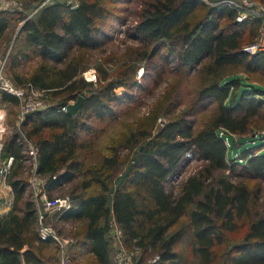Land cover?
I'll list each match as a JSON object with an SVG mask.
<instances>
[{
  "label": "trees",
  "instance_id": "trees-1",
  "mask_svg": "<svg viewBox=\"0 0 264 264\" xmlns=\"http://www.w3.org/2000/svg\"><path fill=\"white\" fill-rule=\"evenodd\" d=\"M125 1L37 0L30 14L0 9V38L23 22L7 56L9 75L57 100L26 116L6 139L4 155H14L19 166L28 141H33L39 148L38 172L48 176L49 190L75 182L74 206L58 217L79 225L72 264H115L109 237L112 217L128 246L159 252L154 264H264V212L254 211L258 192L243 179L264 178V151L253 146L242 149L240 157L234 154L249 134L257 133L255 119L264 111V88L240 76L264 73V53L244 50L258 37L263 18L253 15L239 22L234 6L213 0H143L131 30L134 38L151 46L139 53L142 59L160 56L168 63L174 58L179 69L199 71L197 102L212 106L213 115L199 128L186 116L171 117L155 136L154 121L151 127H129L100 161L88 163L81 152L97 144L105 123L118 119L119 106L136 102L133 93L122 97L117 89L143 88L136 79V52L134 62L115 74L99 66L96 82L84 77L85 51L100 48L108 30L123 20ZM34 59L35 65L26 69ZM84 91L77 115L63 109ZM2 98L14 105L19 101L5 92ZM140 143L144 147L137 160L114 188L123 166L119 147ZM190 152L205 165L175 190L169 183L181 173ZM17 171L11 179L14 206L0 217V264H59L50 253L56 243L39 235L37 205L28 195V181ZM233 174L242 179H233ZM243 223L247 229L242 240L228 249L229 235ZM185 241L190 251L183 249ZM82 253L91 257L79 262Z\"/></svg>",
  "mask_w": 264,
  "mask_h": 264
},
{
  "label": "rangeland",
  "instance_id": "rangeland-1",
  "mask_svg": "<svg viewBox=\"0 0 264 264\" xmlns=\"http://www.w3.org/2000/svg\"><path fill=\"white\" fill-rule=\"evenodd\" d=\"M65 1L76 3L78 0ZM206 1L212 3V0ZM142 4L143 0H126L122 4L123 20L116 23L113 29L108 30L109 35L103 39V44L100 48L85 51V60L87 63L86 71L95 70V72L98 73V67L104 66L113 74L125 63L134 62L132 59L135 57L134 52H136L138 55V60L135 64L137 66L136 79L138 83L143 86V88L135 87L129 89L127 87H120L117 89V93L122 97L126 93H133L136 102H131L129 103L130 105H124L122 107L119 106L118 112L120 115L118 119L113 122L105 123V129L101 133L97 144L93 148L81 152L88 163L100 161L103 154L108 153L109 145L117 143L122 139L129 127L137 128L141 125L151 127V123L154 121L151 127V134L155 136L171 117L186 116L188 119L194 120L196 127L199 128L207 124L213 115L214 110L212 106L205 107L200 101L197 102V90L202 85V76L199 71L187 69L185 67L179 69L178 62L174 60V58L170 59L168 63H164V60L160 56H155L151 61L142 59L143 57L139 53L144 51L145 48L151 49V46L147 48V46L134 38L131 34L132 27L139 19V10ZM35 5H37V0H3L0 9L24 10V13L30 14L36 9ZM22 24L23 22L16 23L10 34L0 38V61L11 52ZM247 45L248 44L245 46ZM16 49L17 47L15 50ZM33 65H35V59L29 62L25 68L27 69ZM229 71L240 72L242 70L239 68H231ZM7 74L9 75L8 71ZM240 76H243L247 83L264 88V73L241 72ZM97 87L98 84H96L95 88ZM46 99L50 106L57 101L51 99V95H48ZM74 101L75 100H71L70 102ZM7 106L10 131L6 139L21 127V124L18 122L19 105L7 102ZM255 120V123L260 126V128L257 130V133L249 134V136L242 141L241 149L234 151L235 157H240L242 149L253 146L262 148V151H264V111L256 117ZM236 138L239 139L240 136H236ZM31 142L35 144V142ZM143 147L144 145L142 143L133 148L119 147L123 166L114 180V188L120 184L128 167L137 160L140 149L142 150ZM188 157L189 159L185 162L181 173L174 176L169 183L175 190L180 188L181 184L188 176L199 172L205 165L203 159L193 155L191 152L188 153ZM16 171L19 177L28 181V195L35 201L38 213H40L39 210L42 209L45 215L43 220L39 222V227L41 225H46L53 229V236L49 238H51L56 245L51 249L50 253L55 255L59 260V264H62L65 258L71 259L73 263L74 258L71 248L78 242L74 236V232L79 225L77 226L75 222L59 221L58 217L63 213L61 211H45L43 208V197L54 198L67 195L72 196L71 193L75 189V182L66 183L61 187L49 190L46 187L48 176L41 175L35 170V161L28 154L25 155V159L19 166H14L11 176L9 177L10 181ZM221 173V171H216L215 175H221ZM227 173H230V171H227ZM232 178L242 179V177L236 176V174H233ZM243 179L254 191L258 192L254 204V211L263 213L264 178L254 179L243 177ZM110 226L109 237L111 239L112 255L115 264H154L159 260V252L153 248L144 251L138 246H128L125 243V234L114 217L110 220ZM246 229L247 224L243 223L238 231L231 233L228 237L229 242L226 247L229 249L235 242L242 240ZM56 237H58V239ZM183 249L185 251H190V246L187 241L183 244ZM50 253L48 252L47 255H50ZM89 257L91 256L82 253L77 260L79 262H84Z\"/></svg>",
  "mask_w": 264,
  "mask_h": 264
},
{
  "label": "built area",
  "instance_id": "built-area-1",
  "mask_svg": "<svg viewBox=\"0 0 264 264\" xmlns=\"http://www.w3.org/2000/svg\"><path fill=\"white\" fill-rule=\"evenodd\" d=\"M216 3H224L234 6L237 10V20L242 22L248 17L258 15L263 18L260 31L256 40L244 47V50L256 54L264 53V2L260 0H213ZM3 0H0L2 6ZM7 56L0 61V205H5L12 209L15 201V193L10 181L11 173L16 165L14 155L5 156L4 147L6 137L10 131L9 112L7 102L3 100V92L15 96L19 101L18 122L21 124L29 114L47 109L50 105L47 101L48 92L44 89H38L33 84L27 83L20 85L16 83L6 71ZM87 81L96 82L97 73L95 70H88L84 73ZM67 106L63 109L66 110ZM26 154L30 155L35 161V170L38 172V145L28 141L25 148ZM39 173V172H38ZM40 174V173H39ZM56 178V176H54ZM74 206V198L70 195L63 197L47 198L43 197V208L45 211L65 212ZM39 222L45 217L42 209L39 210ZM39 235L42 239H48L53 236V229L41 225ZM58 239V237H56ZM62 264H72L71 259L65 258Z\"/></svg>",
  "mask_w": 264,
  "mask_h": 264
},
{
  "label": "water",
  "instance_id": "water-1",
  "mask_svg": "<svg viewBox=\"0 0 264 264\" xmlns=\"http://www.w3.org/2000/svg\"><path fill=\"white\" fill-rule=\"evenodd\" d=\"M85 97L86 91L82 92L74 102L68 103L66 111L74 116L77 115L78 111L82 107Z\"/></svg>",
  "mask_w": 264,
  "mask_h": 264
},
{
  "label": "crops",
  "instance_id": "crops-1",
  "mask_svg": "<svg viewBox=\"0 0 264 264\" xmlns=\"http://www.w3.org/2000/svg\"><path fill=\"white\" fill-rule=\"evenodd\" d=\"M7 102V101H6ZM12 209L7 208L5 205H0V217L6 216L11 212Z\"/></svg>",
  "mask_w": 264,
  "mask_h": 264
}]
</instances>
